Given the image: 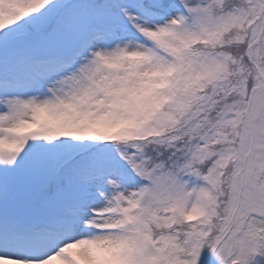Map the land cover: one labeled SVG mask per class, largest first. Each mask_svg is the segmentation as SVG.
I'll list each match as a JSON object with an SVG mask.
<instances>
[{"label":"snow or ice","instance_id":"obj_1","mask_svg":"<svg viewBox=\"0 0 264 264\" xmlns=\"http://www.w3.org/2000/svg\"><path fill=\"white\" fill-rule=\"evenodd\" d=\"M0 264H264V0H0Z\"/></svg>","mask_w":264,"mask_h":264}]
</instances>
